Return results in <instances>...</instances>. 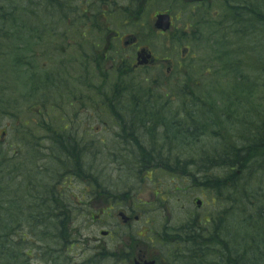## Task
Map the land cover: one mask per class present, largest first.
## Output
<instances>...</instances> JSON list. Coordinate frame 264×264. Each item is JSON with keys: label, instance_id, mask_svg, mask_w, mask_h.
Returning <instances> with one entry per match:
<instances>
[{"label": "rangeland", "instance_id": "1", "mask_svg": "<svg viewBox=\"0 0 264 264\" xmlns=\"http://www.w3.org/2000/svg\"><path fill=\"white\" fill-rule=\"evenodd\" d=\"M32 1L36 3H32ZM151 1L153 4L148 6L145 10H143L142 7L136 10L140 12L138 19H136V17H132L135 18L132 20L130 15V20L127 21L126 18L129 15L125 11L121 15H118V17L116 16L114 18L116 19V25L113 26L112 30L117 32L120 36H135L137 39V46L145 48L153 55V57L158 58V60L164 56L169 57V60H172V62L181 60L182 64L180 68H183L186 63H193L197 58H199L197 54V56H194L193 53H190L185 57L180 53L181 48L186 46V43L184 42L185 37L181 44H179V42L174 44V46L179 47V49L175 47L165 51V39L158 37L152 31V23L155 15L164 11H169V14L176 19L179 14V23L178 20L174 22L175 26H179V31L175 38L179 40V34H182L183 30L189 34L191 28L185 29V26L188 23V20L186 19H189L187 16L190 13L191 6L183 8L181 4L172 3L169 7L165 0ZM222 1L223 0L215 3L210 8V10H205V7L196 8L191 12V14L201 16L203 13L209 12V15L207 14L201 19L205 22H208L211 18L219 17L215 15V12L217 11V8L221 7L220 4ZM130 2L133 4V0H119V3L122 6H128ZM249 3L251 7H254L255 10H257V6L260 5V3ZM48 5L49 0H0V89L2 88L3 81L8 85V87H12L14 89L22 88V90H26L27 87L31 88L30 84L34 74L36 76L41 75L42 73L50 74L48 72V67L50 66H48L46 63L44 65L45 69L42 70V73L37 71L36 68L43 63V59L40 57L41 54L37 55L39 52L35 50L38 48L34 46L36 45L40 47L43 45L42 48L45 47V50L46 48L50 49L48 46H46V41L50 39H40L41 26H39L38 23L37 25L33 26L31 23L26 21L21 22L20 19L22 12L23 14L25 13L31 16L32 14L28 11L34 10L35 8L37 16L33 19V21L45 23L46 20H49L48 15L45 12ZM257 11L263 13L262 10ZM57 16L61 17L57 14L55 18H53L54 21H58ZM50 26L55 28L52 24ZM57 28L60 29L61 34L68 29L67 36L69 40L70 38H72L73 41L77 40V37L74 36L70 25L69 28H65L64 25H62V27L58 26ZM199 29L200 33L202 32L204 35V39L209 41V38L205 37L208 29L206 27H199ZM255 30L263 35L261 41L264 43V30L258 28ZM225 32L228 33L229 42L232 41V39H234L232 37L233 31L229 24L225 28ZM47 36L49 35L46 34L43 37ZM252 36L256 37V35ZM4 37H8V39L4 41ZM213 39L216 38L214 37ZM60 43L63 44L62 42ZM168 43L171 44L169 41ZM192 45L195 49V43ZM137 46L135 45L131 47V49L127 52V56H132L130 55V51L134 53V49H136ZM205 48L206 44L204 43V46L201 48V50H196L194 53L202 54L206 51ZM117 50L118 48L116 45L115 51ZM211 50L214 51V54L215 49L212 47ZM119 54L126 55V52L121 51L118 53V55ZM74 55L75 53L73 52L70 56ZM55 56L57 58L59 57L58 55ZM25 59H28L29 61H25ZM19 60H21V64H19ZM13 62L16 63V66ZM27 64L31 65L27 66ZM174 65L175 63H173V68ZM218 66L220 67L221 65ZM177 67L178 66L175 68ZM257 71H259V69ZM146 75H152V72H148ZM253 76H258V80L261 83H264V73L255 72ZM134 77H137V75ZM204 77V80H201L199 77H197V84L204 86L207 80L206 73H204ZM212 82L214 83V87L209 86L206 89L210 90L213 87V91L223 98L224 104H234L232 97L233 94L236 96H243V99L245 100L243 101V99H241L243 101L242 104H247V113L249 117L255 110L251 107H256L257 104H260L264 107V88H260L257 95L249 97L252 91L246 94L245 90L241 87H237L234 90H227V84H225L223 81V73H221V76L217 79L212 80ZM237 85L240 86L241 84L238 83ZM20 94L21 93H19V95ZM198 99L200 103L203 102L205 104H213L215 106L213 103V99H215V97H213V99L210 97V99L207 100L204 98V96H202V98L199 97ZM33 100V93L29 92V90L24 91L22 102L27 101L28 103L22 104L20 110L23 118H34V126L32 125L33 127H31L30 131L23 130L22 126H20L21 123L18 122L15 117H10L14 112L13 108L10 107L7 110L4 104L0 103V134L1 132H6V135L0 139V162L3 165L0 168V224L2 227H6L7 225L6 231L0 227V249L2 246H11L16 243L20 244V248H22L21 254L29 264H49L48 262H45L42 257H49L48 261H50L52 264H112L111 260L107 258L99 259L97 253L99 251L101 252L102 250H112L116 245L120 244V241H125L126 236H128L129 233L144 235L145 230L153 231L158 228L159 224L162 225L166 223H168L171 227H177L179 224L184 222L185 219L190 217L191 214L200 213L198 214L199 218H201L202 215L207 214V210L209 209L208 206L204 207L202 210H197V207L191 203L193 200L192 197H194L203 199V201L208 204V201L203 198H208L206 197L208 196V193H204L205 190L203 189L194 188L196 186L189 183L185 176H190V174H181L179 172V178H175L167 175L168 171L165 173L158 172L160 175L157 176L160 184L159 186H157V182H154L153 180L151 182L144 180L143 183H141L142 179L139 178L129 179L128 181H117L118 177L126 178V174L120 173L114 167H108L107 171H101L106 169L107 162L103 163L101 160H94L91 157H82L81 161L84 165L83 170L88 171L85 166H93L91 173L97 179V182L106 183L107 185L111 186V191L114 194H120L128 188L134 189L132 191V196H137V200L140 198L143 201L147 200L153 203L156 201L154 200V196H156V194L159 192L162 193L160 197L165 199L162 206L166 207V213L157 211L153 217L148 216V218H143L139 223L133 224L131 229H128L127 231L122 230L120 232L121 237L102 238L100 231H108V229L110 230V228L115 226V224L112 223L111 226L108 227L106 223H101L96 218L93 220L89 218L87 219V215L84 212L85 207L79 205V200H82V202L85 203L84 194L90 192L89 189L91 185L88 183L77 185L75 184V180H73L72 177L70 183L68 176L61 182L58 181V179L70 172L71 174H74L75 168L72 169L74 165L70 160H67V157V159L64 160L65 157L63 158L62 154H52V152H50L48 149L50 148L53 150L54 140H56V138H60V134L57 132L58 129H56V131H52L47 127H44V135L43 132L34 131L35 122L41 125L43 124V121L42 116L38 115L36 112L35 116L31 109V101ZM0 101L3 102V92L0 93ZM247 101L252 104H248ZM62 104H59L58 107L51 112V114L56 115V117H63L62 124L67 123L69 127L71 122V140L76 142L75 144L77 145L76 148L78 150L86 147L88 141L92 140L91 137L96 138L97 136H100L104 133L105 135L109 133L108 127L106 128V132L101 129L102 127H99V129H101L99 134L96 131L91 137H88L86 132L94 126L93 120L86 116L88 109L80 107L77 104L67 105L64 102ZM175 104L177 103H174L172 106L174 107ZM192 120L195 121L196 119L193 118ZM168 122L169 120H165V123ZM139 126L145 127L146 125L144 126L142 123H140ZM36 127L39 128L38 126ZM184 128L185 117L183 116L179 118V125L175 127V129L165 127V129L170 131L166 136H169L175 132H179ZM117 131V127L112 125L110 133ZM54 133L56 136L51 138V135ZM146 133L149 134L151 139L154 138V133L152 131L147 129ZM197 135L200 136L199 139L201 138L202 140L206 136L210 135V133L207 130L197 131L193 139L196 143L199 140L195 139V136ZM166 136H164V138H166ZM169 137L172 140V145L176 149H179V142L176 140L177 135L172 134ZM185 139L187 142V135L185 136ZM155 140L153 139V142H155ZM243 143L244 141H238L239 145ZM202 144L205 146H210L213 143L209 141L208 138H206L202 140ZM35 145H43L44 148H35ZM133 152H135L137 155L139 154L136 151ZM82 155L83 153L81 156ZM42 170L46 171L47 174L51 176V178L49 179L47 176L46 178H41V176L44 175L40 174ZM190 170L194 171V169ZM175 189H178V191H175ZM49 192V195L52 194L50 198L55 200L54 202H56L57 206L59 205L61 213H72V210L74 212V219L70 222L71 227L69 226L70 228L67 227L65 230L66 241L64 242V245L59 243L60 241L58 242L54 238L48 239L50 234L53 237H57L59 240L58 231L52 230V228L55 227L52 224L53 219H47L46 217L47 213H49L50 209L52 208L50 205L52 202L49 203L48 201L45 205L40 206L41 200L47 197L44 195ZM4 199L6 200L7 206L4 203ZM39 199L40 201H38ZM58 199L62 202L61 204H58L56 201ZM92 205L95 206L94 203ZM81 209L84 213H81ZM5 210H7V214L4 212ZM15 210L18 211V214L15 213ZM35 211H40L43 213L45 222L44 226L41 225V229L38 228L34 231V222L36 217L33 218V216H36V213L34 214ZM6 215L7 219L5 224L4 217ZM147 219L149 221L147 222V225H145V221ZM50 223L52 224L51 227H49ZM118 223L119 220L117 221V224ZM149 223L152 225L151 228L149 227ZM10 224L12 226L9 227ZM4 234H6V238L3 237ZM139 239L141 241L146 240V238L143 237H139ZM156 248L158 250L159 246ZM3 253L7 254L6 249H3ZM16 261H21V259H16ZM101 261L103 262L100 263Z\"/></svg>", "mask_w": 264, "mask_h": 264}, {"label": "trees", "instance_id": "2", "mask_svg": "<svg viewBox=\"0 0 264 264\" xmlns=\"http://www.w3.org/2000/svg\"><path fill=\"white\" fill-rule=\"evenodd\" d=\"M249 2H254L256 4L260 3L259 6H257V10H262L263 13L258 12L254 9V7H251ZM228 10L227 12H222L221 18L218 21L216 25V30L219 32V38H223L222 40H217L215 42V53L214 54H226L231 53V56L236 58L235 60H239L240 67L249 68L252 72H256L258 69L264 70V43L261 41L262 34L258 33L255 29H263L264 30V0H229V3L227 5ZM230 25L233 33L232 37L235 39H232V41L229 42L228 40V33L225 32V28L227 25ZM1 31V30H0ZM252 35H256V37H253ZM234 59L227 58L225 62H233ZM21 64V60H19ZM16 62V61H15ZM14 65L16 66V63ZM253 68H251V65H253ZM259 65V67H258ZM20 66V65H19ZM55 66V65H54ZM39 68H42L39 67ZM247 73L245 71V76L238 75V80L243 83V81H248V71ZM83 76L77 75L76 78L82 79ZM122 76H118L116 79V83L114 84V87L112 89L111 98H109V101H111L110 104H150L151 102L153 104L157 103V98H160L156 91L147 89L146 91H141L138 85H134L133 82H130L128 84L120 82ZM83 82H86V80H82ZM82 81H77L78 82ZM67 82V81H65ZM249 82V81H248ZM2 88L0 89V93L3 92V102L0 101L1 104H4L5 108L8 110L10 107L13 108L12 116L15 117L18 122H20V126H22L23 130H31V127H33L34 123L31 121L25 122L21 115L20 107L22 104H27V101L22 102V96L24 94L23 90L14 89L12 87H8L7 84H5L2 81ZM55 83H64V82H56L53 80L52 76L48 74L43 75H34L32 82L30 84L31 88L27 87L26 90H29V92L33 93L34 100L31 101L33 109H36L39 111V115L42 116V118H57L56 115L51 114L52 111H54L59 103L62 101L61 95H65L68 99V101H73V98H71V95H74L75 92L72 90H69L68 92H58L54 89H52V84ZM69 83V82H67ZM1 86V85H0ZM72 86V85H71ZM89 87H91V82L88 84ZM238 85H233L232 90L236 89ZM25 90V91H26ZM59 91V90H58ZM88 91L90 92V88H88ZM85 92V89L82 90L80 95L75 98L74 104H82V103H91L96 101V98H92L85 95L83 98L81 97L82 94ZM19 93H21L19 95ZM56 94L59 95V97H56ZM119 96L118 100L116 98ZM234 104H242L245 99H243V96H236L235 94L232 95ZM243 99V101L241 100ZM242 101V102H241ZM195 100H192V97H186L184 96L183 102V110L187 111L188 113L185 114L184 117H186V123L185 128L183 129L184 132H190L193 133V131H190L187 129V127L194 126L193 118H197L199 124H208L209 121L215 124L216 127L221 128L225 122V120H216L220 117H225L224 113H217V114H209L203 111L202 107L194 105ZM71 103V102H70ZM17 104V105H16ZM92 104V103H91ZM64 105V104H62ZM111 111H119L114 112V116L116 117H123L125 115H130V113H124V110H136V111H142L144 110V106L142 105H136L127 107V106H111ZM193 110H199V114H192L191 111ZM135 116H146L144 114H134ZM253 115V114H252ZM183 116H179L181 118ZM32 118V117H31ZM209 120V121H208ZM215 120V121H213ZM252 121L244 127L245 134L242 135V139L245 141V147L241 150H235L232 151V156H234V164H236L238 167H245L244 170L248 173L247 178L243 176H239L235 173L232 174V176L235 177V179H231V185L227 187L226 182L228 180L225 179L224 182L217 181L216 180L209 181L207 178L204 182L203 187L206 189L211 190L213 193H217V198H226L225 195L220 192L223 190H226V192H231L234 194L232 197L231 202L229 203V206L231 207L230 210L225 211V215H222L220 219L216 221L217 223H221L220 227L223 229H227V225L225 224V220L229 221L230 219H234V221H239V224L237 226L238 232L240 234H234L236 237H238L236 240L239 242L241 240L240 244H247L252 245L254 247L260 248L264 247V127H260L258 129L257 124H259L261 121L264 120V117L262 119L260 118H252ZM43 121V120H42ZM41 124V123H40ZM33 125V126H32ZM126 127L128 125L123 124ZM37 126L41 129L44 127H56L58 126V121H43V124ZM30 127V128H28ZM195 129V127L193 128ZM199 130V128H196L194 131ZM256 131V132H255ZM252 132H255L253 135H251ZM260 132V133H259ZM27 139V138H26ZM53 152L56 154H62V157L67 160H70L71 163L74 165L72 169L75 168V174L80 175L81 173V154L83 153L86 157H91L89 155V151L92 150V148L86 147L81 148V150H78L75 144L76 142L74 140H61L59 141L54 140L53 142ZM35 148L38 147V145L34 146ZM187 146L185 143L181 144L179 141V153L182 149L186 148ZM15 152V151H14ZM86 152V153H85ZM16 154V153H14ZM67 157V158H66ZM92 158V157H91ZM3 165L0 162V168ZM179 167H182V170L185 171L187 169V164L179 163ZM71 170V167H70ZM73 174V175H75ZM205 174V173H204ZM258 174V176H256ZM41 178H43L41 176ZM241 179L243 183H238L237 181ZM194 182V179H192V183ZM49 193H46L44 196H47L43 200L45 203L40 202V206L45 205L48 201L52 206L49 213H47V218H55V213H61L59 205L57 206L55 200L51 199ZM243 197L249 198L246 200ZM58 204H61L60 200H56ZM47 207V206H46ZM43 207V208H46ZM34 213H38V216L42 212L35 211ZM73 213V214H72ZM72 220L74 219V212L72 210ZM63 216H65V213H63ZM58 218V219H64V217ZM5 218V224L7 215ZM41 224V223H40ZM53 225H57L56 231H62L61 232V241L62 245L63 239H64V232H65V222L63 220L58 221L57 219H54L52 222ZM52 224H49V227L52 226ZM12 226L11 224L9 227ZM192 222H188V225L185 226L183 229H187L186 232H184L182 235L186 237H191L192 234H195V230L192 231ZM0 227L1 224H0ZM7 228V225L6 227ZM4 227L2 229L6 231ZM216 229V227H215ZM194 232V233H193ZM5 237V235L3 236ZM218 237V236H217ZM50 238V234L48 236V239ZM244 240L246 242H244ZM60 241V239H59ZM189 244V243H188ZM6 245V244H5ZM3 249H6L7 254L3 253ZM20 244L16 243L13 245H6L2 246L0 249V264H28L26 259L23 258L21 254ZM127 256H128V252ZM188 256L190 251L185 252ZM248 254L250 256V251H248ZM97 256L99 259L101 258H107L111 260L112 264H127L130 261V258L126 259V256L124 255L123 251L118 252H107L106 250L99 251L97 253ZM16 259H21V261H16ZM42 259L45 262H48L49 264H52L50 261H48V258L42 257ZM260 260V259H258ZM104 261V260H103ZM101 261L100 263H102ZM254 259L252 257L248 258V264H257L256 262H253ZM264 262V257L263 260ZM262 262V263H263ZM264 264V263H263Z\"/></svg>", "mask_w": 264, "mask_h": 264}, {"label": "flooded vegetation", "instance_id": "3", "mask_svg": "<svg viewBox=\"0 0 264 264\" xmlns=\"http://www.w3.org/2000/svg\"><path fill=\"white\" fill-rule=\"evenodd\" d=\"M53 1V0H52ZM104 0H80L78 4H72L69 2V4H72L74 9L73 12L70 14L71 17L68 16L67 23L70 25H78L84 28H96L100 27L103 24H106V28H109L114 24L112 21H104V20H97L98 15L94 11V9H99V6L103 7L104 5H101V3ZM131 4L128 5V8H130ZM105 8V7H104ZM77 12H79V16L77 15ZM85 14V16H84ZM82 18V19H81ZM98 27V28H99ZM98 41L99 38H96ZM115 39H117L116 36H110L108 35L105 38V46L103 47V54L102 59L106 61L108 64V71L110 72H117V69L113 67V63L115 62V59H112L110 55L114 53L115 46L118 45V43L115 42ZM119 42L124 46V44L127 41L119 40ZM167 71V73H169ZM105 106H125L130 104H102ZM112 113L113 111H107V109H101L99 111V117L97 118V121H100V123L104 126H108L107 123L112 124L113 126H116L118 129V132H111V129H108L109 135L108 139H111L112 141H115L117 139L127 140L129 141L127 144V147L130 149V152H126L125 154L130 155L131 153H134L135 151V144L134 140L137 139V137H140V134H136L135 126L131 124L130 126H124L121 123V119L117 117H106L107 113ZM127 113H130V111H124ZM126 119H122V121H125ZM129 120V119H128ZM238 125H242L241 123H235L233 126L230 127L231 134L235 136L237 139H242V136H240L237 133V130L239 129ZM247 124H245L246 126ZM66 129V127H65ZM105 131V128H102ZM125 129H128L129 132L125 133ZM68 130H71V127H68ZM56 135L55 133L51 135V138H54ZM60 138H71V133H65L60 134ZM59 139V138H56ZM155 140V136L153 138ZM153 139L150 138L149 134H146L144 143L147 147V156L148 159H146V163L144 166L143 172L140 171L139 173H144V178L149 177L152 180L153 174L158 172L159 169H164L165 163H168L171 166L179 167V149H171L167 146L169 143L167 141H156L153 142ZM102 145L103 141H101ZM119 151V150H117ZM109 153H112V151H109ZM204 161L207 162V166L210 168L212 167L210 165V157L204 158ZM236 162V161H234ZM236 168L237 165L233 164L230 165V170H234V167ZM161 171V170H160ZM177 174L179 175V171L176 170ZM214 181V180H212ZM227 185H231V181L226 182ZM96 199L100 198V202L103 204L100 208H97V215H100L101 217H113L115 214L124 213L130 221V220H139L140 218H143L145 216H149L155 211H158L160 208L159 205L156 206L152 205L150 202L140 201L138 205H134L132 202L129 204L119 202L117 201L116 197H113L108 194V196H104L103 193H97L95 194ZM215 200L216 198H212ZM221 199V198H220ZM231 197L223 198V200L229 201ZM221 204V203H220ZM215 206V204H212ZM116 207V209H115ZM202 207V206H201ZM87 213V212H86ZM207 218L205 219L204 223L198 224V222H194L193 226L196 227L197 231L194 237H186L184 236L182 238V241L186 244H179L177 242L176 244L171 245L172 250L169 252L165 251L164 246L160 244H156L154 239H151L149 243H138L134 244L130 247H128L129 253L131 255L132 263L134 260H138L140 262H148V261H155V264H185L183 262L179 263V259L181 261L188 260L189 256L185 253L188 249L192 250V264H248V257H247V246L244 244H231L227 243L224 240V236H218V241L214 244H204L203 239L205 235H211L214 237L215 234H213L215 230V217L217 214L215 212H209L206 214ZM197 217L199 215H196ZM64 218L70 219L71 213L65 212ZM163 238L166 237L165 234L162 236ZM174 239L180 240L178 237H175ZM209 239V238H208ZM189 243V244H188ZM195 243V244H194ZM194 244V245H192ZM187 245V246H185ZM158 250L156 247H158ZM251 249H254L251 247ZM257 257L259 255L257 254ZM262 260H259L257 264H263Z\"/></svg>", "mask_w": 264, "mask_h": 264}, {"label": "water", "instance_id": "4", "mask_svg": "<svg viewBox=\"0 0 264 264\" xmlns=\"http://www.w3.org/2000/svg\"><path fill=\"white\" fill-rule=\"evenodd\" d=\"M184 1L192 2V1H203V0H184ZM157 20L158 21L155 25L157 28L165 29L167 27V17L166 16H159ZM146 264H153V263H146Z\"/></svg>", "mask_w": 264, "mask_h": 264}]
</instances>
